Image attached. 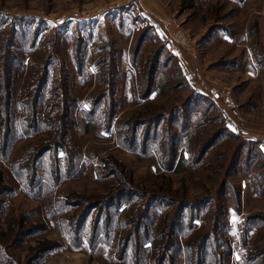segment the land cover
I'll list each match as a JSON object with an SVG mask.
<instances>
[{
	"label": "rangeland",
	"instance_id": "374dc122",
	"mask_svg": "<svg viewBox=\"0 0 264 264\" xmlns=\"http://www.w3.org/2000/svg\"><path fill=\"white\" fill-rule=\"evenodd\" d=\"M2 55L0 264H264V0H0Z\"/></svg>",
	"mask_w": 264,
	"mask_h": 264
},
{
	"label": "trees",
	"instance_id": "16d2710c",
	"mask_svg": "<svg viewBox=\"0 0 264 264\" xmlns=\"http://www.w3.org/2000/svg\"><path fill=\"white\" fill-rule=\"evenodd\" d=\"M144 36V35H143ZM8 46V45H6ZM6 59V57L2 58L0 57V70H2L0 72V155L4 156V151L7 149L8 145V140H9V136L12 130V121L10 120L11 117V109L13 107V92H12V85H13V75L11 73V62L12 60L10 59V61ZM158 62V60H157ZM145 73L148 74L149 69L147 71V68H144ZM152 69H150L151 71ZM111 72V71H110ZM114 71H112L111 73H113ZM110 75V73H109ZM113 76V75H111ZM146 77L148 78V75H146ZM152 76L149 78V81H151ZM113 83V80H112ZM149 82L147 81V84L144 86V94H146L145 97H147L150 92L152 91L148 86ZM40 90V89H39ZM41 92V91H40ZM39 91L34 92L31 90L27 91V94L30 95L32 97V102L30 103V108L28 109L35 117L38 115V107H37V103H38V98H36L35 96H38ZM203 97L208 96L205 94H200ZM209 98H211L210 96H208ZM212 99V98H211ZM193 101V100H192ZM213 101V99H212ZM214 102V101H213ZM64 103L58 102L57 100H53V102H49L46 104L47 108H48V113L50 112V121L47 123V127H48V139L50 141V143L46 144L48 146H50L51 144L54 145L58 142V139H62L63 137V133L61 131V125H63V120L62 122H54V120H56L58 117L61 118L62 116L66 117V111H65V107H64ZM191 103L188 104V106H190ZM46 109V107H45ZM52 117V119H51ZM59 120V119H58ZM56 127H55V124ZM57 128V129H56ZM59 140V141H60ZM215 141V140H214ZM214 141H211L208 146H206L205 151H207V149L209 147L212 146V144H214ZM208 147V148H207ZM52 147H48L46 150L51 149ZM4 180V175L3 172L0 171V181L3 182ZM29 225H27L26 227H28ZM24 227V226H23ZM21 227V228H23ZM13 228V227H12ZM17 228H19V230H21V228L18 226ZM15 229V227H14ZM17 232V231H16ZM51 241L49 240H45L42 241V245L43 248H49L51 246Z\"/></svg>",
	"mask_w": 264,
	"mask_h": 264
},
{
	"label": "crops",
	"instance_id": "0c3cea01",
	"mask_svg": "<svg viewBox=\"0 0 264 264\" xmlns=\"http://www.w3.org/2000/svg\"><path fill=\"white\" fill-rule=\"evenodd\" d=\"M143 17L148 18L149 23L152 26H155L156 29L159 28V31H160V25L156 22V20L152 17V15H150V13H147V15H145V16L143 15ZM189 55H191L189 51H187L183 47H180V46H178L176 44V60L179 63V65L181 66L182 71L184 72V75H185L186 79L189 81L190 84H193L194 82H196L197 80H199V77L197 78V75H196V73L194 71L195 70L194 64H193V62L191 63V61H193V59ZM189 67L191 68V70L193 71L194 74L189 71ZM202 84L204 85L203 82H202ZM196 90L198 92H201L202 94H205V95L207 94L208 96H210L214 100L215 104H217L218 106H220L225 111V107L222 106L219 103V100L217 99L220 95H217V96L213 95L212 96V95H210L209 92L208 93L204 92L202 88L199 89V90L198 89H196ZM225 99L227 100L228 103H230V105H233L232 104L233 103L232 98H231V96L228 93L226 94ZM225 125H226V127H229L231 129L233 128L228 123H226Z\"/></svg>",
	"mask_w": 264,
	"mask_h": 264
},
{
	"label": "built area",
	"instance_id": "2783aa9c",
	"mask_svg": "<svg viewBox=\"0 0 264 264\" xmlns=\"http://www.w3.org/2000/svg\"><path fill=\"white\" fill-rule=\"evenodd\" d=\"M179 32H180V35L182 36V35H183V32H182V31H180V30H179ZM173 37H174L175 39H177V38H178L176 35H173ZM176 37H177V38H176ZM180 41H181V40H180ZM182 42H183V41H182ZM183 43H184V42H183ZM210 91H211V93H213V94H214V93L217 91V89H216V87H214V88H212Z\"/></svg>",
	"mask_w": 264,
	"mask_h": 264
},
{
	"label": "snow or ice",
	"instance_id": "6c2138e0",
	"mask_svg": "<svg viewBox=\"0 0 264 264\" xmlns=\"http://www.w3.org/2000/svg\"><path fill=\"white\" fill-rule=\"evenodd\" d=\"M233 130H235V129H233Z\"/></svg>",
	"mask_w": 264,
	"mask_h": 264
}]
</instances>
